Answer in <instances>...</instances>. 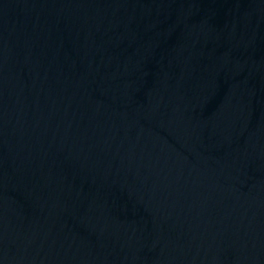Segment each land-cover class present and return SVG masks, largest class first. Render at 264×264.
Wrapping results in <instances>:
<instances>
[{
	"label": "water",
	"instance_id": "95a60500",
	"mask_svg": "<svg viewBox=\"0 0 264 264\" xmlns=\"http://www.w3.org/2000/svg\"><path fill=\"white\" fill-rule=\"evenodd\" d=\"M0 264H264V0H0Z\"/></svg>",
	"mask_w": 264,
	"mask_h": 264
}]
</instances>
